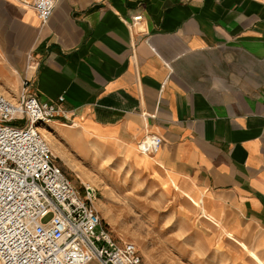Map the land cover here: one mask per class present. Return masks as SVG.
<instances>
[{"label":"crops","instance_id":"1","mask_svg":"<svg viewBox=\"0 0 264 264\" xmlns=\"http://www.w3.org/2000/svg\"><path fill=\"white\" fill-rule=\"evenodd\" d=\"M33 1L0 0V91L17 100L28 79L40 101L65 97L56 157L185 191L227 225L232 259L260 264L264 0H59L44 25Z\"/></svg>","mask_w":264,"mask_h":264},{"label":"built area","instance_id":"2","mask_svg":"<svg viewBox=\"0 0 264 264\" xmlns=\"http://www.w3.org/2000/svg\"><path fill=\"white\" fill-rule=\"evenodd\" d=\"M58 1L31 4L43 25ZM29 86L24 79L17 100L0 92V264H146L135 243L114 237L95 206L97 191L77 189L39 129L68 119L59 106L65 97L43 102ZM159 144L150 137L139 149L153 153Z\"/></svg>","mask_w":264,"mask_h":264},{"label":"rangeland","instance_id":"3","mask_svg":"<svg viewBox=\"0 0 264 264\" xmlns=\"http://www.w3.org/2000/svg\"><path fill=\"white\" fill-rule=\"evenodd\" d=\"M0 92L12 99L18 93ZM55 131L52 140L58 150L65 152L59 132ZM57 163L81 192L85 184L97 191L95 206L104 223L116 239L135 243L146 264H238L229 253L231 243L221 231L227 225L218 228L207 222L185 191L161 189L146 177H121V182L114 177L110 181L107 160L93 164L87 159L70 157L57 158ZM115 166L116 163L112 165ZM246 246L250 249L249 244ZM247 251L243 260L253 264ZM260 257L264 263V256Z\"/></svg>","mask_w":264,"mask_h":264},{"label":"bare ground","instance_id":"4","mask_svg":"<svg viewBox=\"0 0 264 264\" xmlns=\"http://www.w3.org/2000/svg\"><path fill=\"white\" fill-rule=\"evenodd\" d=\"M39 129L45 135V137L47 138V140L52 144L53 149H54V151H53L54 155L55 156H58V154H59L58 146L52 140V135L55 134V132H56L55 129H53L52 126H51V124H48V123H44V124L39 125ZM77 177L81 179V176L79 174H77ZM89 186H90V188H93L90 184H89ZM191 202L193 203V205L195 207L198 208L197 210L200 211V213H202L205 217H207V219H212L207 214L206 208L200 202V200H196V199H193L192 198ZM229 235H231L230 232H229ZM255 257L259 261L260 264H264L263 263V260H262V258L260 256H258V255L255 254Z\"/></svg>","mask_w":264,"mask_h":264}]
</instances>
